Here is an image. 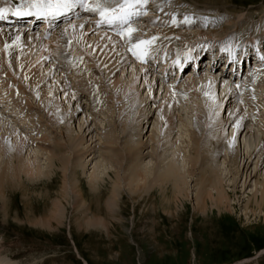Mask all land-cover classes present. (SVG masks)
<instances>
[{"label": "rangeland", "instance_id": "rangeland-1", "mask_svg": "<svg viewBox=\"0 0 264 264\" xmlns=\"http://www.w3.org/2000/svg\"><path fill=\"white\" fill-rule=\"evenodd\" d=\"M2 1L4 2L5 0ZM10 1L11 0H6V3H10ZM15 1L22 2L25 0ZM120 1L123 2V0H119V2ZM145 1H147L145 5L141 2V7L144 6L145 8V6H148L147 9L154 11H147V13H154L152 15L155 16L152 19L142 21V24H137L138 27H136L135 32L140 37H148L146 36L150 35L148 28L157 31L159 26L162 30L171 25L175 26L172 30H176V34H167L163 37L160 34H151L154 35V39H152L154 40V47L156 46L157 50L162 49L165 51V48L167 49V53L165 51L164 55L167 58L170 53L171 55L176 54L170 49V47L173 48V46L181 49L184 47V50L188 52L197 47L206 45L207 42L212 43L214 41L219 43L221 40L224 42L221 43V46L223 45V47L230 52V44L235 45L238 43V40L248 39L249 42L252 43L253 38H264L263 32L262 35L254 33L250 36L241 37L242 39H240L243 33L241 31L236 32L238 31L237 28H233L231 34L225 33V36H220L217 33V36H214L210 33L217 20H221L224 24L230 21L243 22L245 27L252 25L253 28H257L258 24L264 21V0ZM21 6H23V10H25V3ZM133 6L136 7L134 3ZM91 12L86 14L83 18L72 21L69 24L84 22L90 24L87 17L93 19V17H96L95 13H97ZM156 15L160 16L159 21H156ZM176 19L177 22H174ZM246 20L248 22H246ZM189 21H195V24H186V22ZM196 23H201L205 26L203 29L201 28V30L200 26ZM68 26L70 25L65 24L63 27H58V29H61L63 31L62 33H65ZM0 27H2L0 28L1 30L5 26L0 25ZM58 29H55L50 35H46V38L40 37V39L45 38L42 40V43L43 41H48L47 46L41 43V47L38 45L34 47L30 46L31 41H28V39L30 36H36L37 32L27 30L23 35L24 45H16L18 51L15 53L17 57L15 66L20 67H18L17 74L15 73L14 76L9 75L7 72L6 53L3 54V52H5L4 47L6 46V40L0 35V64H2L0 66L4 68L2 71L0 70V102L4 101L0 106V116L5 120L4 124H6H2L0 134H4L5 140L10 144L14 140V137H12L14 134L11 132L12 128H20L21 125L23 129L21 127L18 131H20V134L25 133L27 137L34 134L33 136L37 138L43 134L49 136L51 139L56 138L58 141L66 144L67 141L65 138L67 135L65 132L63 134L62 130H67V128L77 129L78 126L82 124L83 119H86V124L82 128L84 131L83 134L85 135L84 140L82 136L81 138H76L73 134V137L76 138L74 140L75 144L74 146H69L67 142V151L64 153V155H70V149L76 150L75 154L81 153L79 161L80 169L77 170L76 176L79 181L77 185L80 190L81 188L83 190L85 203L83 205L84 201H80L81 198L76 195V191L75 193L71 192L69 199L63 202L65 214L61 225L55 224L51 226L39 222V219L47 216L49 217L54 200L60 198L59 194L60 191L63 190L66 172L64 167L61 169L59 163H57L58 165L55 164V166L50 165L47 159V157L51 155L50 152L41 151L40 153L36 147L31 148V146L26 148L25 150L27 152L24 150V156L26 155V158L33 156L34 153H38L39 160H41V163H44L42 164V169L45 168L44 171L52 170L54 173L49 172L44 175L42 174V177L38 175L37 178L35 175H29L24 172L25 174L23 173L21 177L24 183L16 186L11 182L10 186H4L6 192L4 195L0 194V264H264V213L261 214L259 212L256 203L261 200L260 193L264 187V82L260 83L264 79V76L262 74L251 75L252 77L245 76L237 87V83L230 82L227 78L222 77L223 75L220 73H212L224 79L228 86H222V81L219 88H212V93L209 92L207 93L208 95H205L206 91H202V89L201 92L199 91L200 93H196L198 91L191 92L185 89L182 91L183 88L180 84H183L187 74H183L184 76H182L184 78L182 77L177 84H173V80L170 81L171 78L169 80L170 83H167L166 80L164 82L159 80L161 84L152 87L150 82L159 76V71L164 61L155 68L150 62L140 65L138 61L134 62L133 59L135 58H130V56H128L125 46L117 41L120 46L117 48V45H113L110 48V52H113L114 49L117 48V51H115L117 54L115 53L116 55L113 56L115 60H110L106 64L118 70L120 68L118 62L123 58H130L128 64L119 69V74H117L119 75L118 85L121 91L124 90L126 93L128 92L127 94L129 95L131 93V98H129L131 100L132 97L137 99V103L141 104L140 108L142 112L150 107L151 111H153V107L157 106L156 113L152 115L147 124L143 125L144 128L140 136V141H146V139L150 137L151 130H154L162 139L159 156H164V162L167 164L172 157L171 152L174 150V148H170L172 141L170 135L171 131L168 126V120L172 114V110H175L176 114L180 116L183 115V117L181 116L182 120L186 118L188 124H190L189 130L186 132L187 135H184L185 137H183L180 143V145L182 144L181 154L183 155L180 159V165L183 164L182 167L185 166V169H180L183 171L182 173H185V181H188L186 183L188 185L185 186V188H188H186L187 192H184V195L180 196L179 199H175V180L167 183L165 190L161 188L159 184H153V186L150 184L151 187L147 186L146 191L141 190L142 192H134V194L129 187H126L127 185L125 183L121 186L123 193L119 195V204L117 205L114 204V199L113 202L110 201L113 197L112 192L116 189L115 186H117L116 173L131 178L132 170L142 167V160H136L131 164H127L125 160L122 168L119 167L120 165L114 166L110 170V174L107 175L108 173L104 174L106 165L107 167L109 166V169L112 166L110 167L106 162L103 154L104 150L96 149L97 151L92 154L96 156V159L92 161V155L86 159L82 156V148L85 147L84 143L86 141L92 140L93 145H96L99 141L103 144L104 127L108 121H105V116L95 118L92 114L93 111L90 107L89 97L75 86L79 80L81 81L83 79L82 75L78 74V77H81L77 79V75L74 76L71 72L72 67L70 66H66L65 69L55 68V66L57 67L58 65L55 60L57 50L62 52V49L65 50L66 47L64 44L65 47H62L59 42L61 36L56 34ZM203 30L208 32L209 36L200 35V31ZM87 31L88 29L85 30V33ZM89 32L90 31H88L89 39L97 40V45L95 44V46L100 47L99 51L102 54H104V52L108 54V49L104 48L106 43L103 45L101 40L98 41V39H100L99 37L102 36V34H106V32L108 33V31L105 28H94L91 33ZM248 32L251 33L250 31ZM106 35L112 38L109 34ZM94 37L97 39H94ZM114 39L117 40L116 38ZM247 42L248 41L245 43ZM95 46L93 47L96 48ZM70 47H72V45H68L67 51ZM52 50L55 53H53ZM82 62L83 60H81V63ZM97 63L94 60H89L87 68L89 69V73L91 72L93 77H95V81L98 82L97 84L100 90L107 95H113V93H120L123 95L124 92H121L119 89L111 88L112 82L109 81L108 83H104L103 76L96 72V69L93 71ZM32 67H40V71L37 69L39 73L42 72L45 75L47 72L50 73L47 76H50L49 84L45 86L46 88L43 87L40 90L38 93L40 96L38 94H32L31 89H29V77L31 78L34 76L27 72V70ZM142 67L154 68V73L152 70L151 72L148 71L147 68L145 69L146 72L148 71L147 73L145 72L146 80H141L143 73H141L140 70ZM54 68L55 70H53ZM23 70H26L29 75ZM14 72H16V70ZM217 72L220 71L217 70ZM83 73L85 72L83 71L82 74ZM203 73L206 75L207 72L202 71L200 75L204 76ZM74 74H77V71H75ZM24 75H28L26 79ZM200 75L199 77H201ZM22 76H24V78H22ZM174 80V82H176L178 79L174 78ZM253 83L254 86H252ZM245 84L247 88L244 87ZM126 86L127 89H125ZM197 87L199 88L198 85L196 88ZM242 87H244L243 90ZM250 88H252V90H250ZM172 89L176 90V92ZM239 91L240 95H236ZM194 92L195 94H192ZM75 96L77 97L76 101L74 100ZM40 97H42L41 99H44L43 97H46V99L49 98L45 106L46 109L39 107ZM169 98L170 101H168ZM214 98H216V103L213 102ZM217 99L219 100L217 101ZM113 101L114 100L108 103L109 109H107L110 110L108 112L109 117L115 116L112 112H115L117 106L120 105L119 101H115L117 105L114 104ZM55 102L58 104L61 113L67 110L73 111L70 116H67L65 122L63 121L59 125L60 128L50 124V120L54 118L53 104ZM43 104L44 103H42V105ZM211 104L213 105L211 106ZM221 104L223 106H221ZM14 105L20 106L21 109ZM226 106L227 111L224 113ZM78 108L81 109L79 112ZM234 111L236 115L233 117L232 114H234ZM218 112H223V116H220L222 120L216 118ZM97 119L101 121L98 122ZM176 119H178V117H176ZM198 121L201 123L199 122L200 124H197ZM118 122L119 127L117 124L113 130H115V135L120 138L118 141L120 144L119 146L122 148L127 145V140L129 138L121 137V133L119 132L122 124H120V121ZM8 123H12L14 127ZM89 123L90 125L88 126ZM242 123V128H245L241 133L242 130L240 127ZM95 124L96 126L98 125L99 128H95ZM114 124L115 123L112 122V125ZM198 126L201 127L199 128ZM247 127L252 131L251 140L249 139L250 149H248L249 152H252L250 153L252 154V158L251 156L247 159L246 157H241V161L238 163V156L241 155V149L238 148L239 146L236 143L237 140L243 138L245 132H247ZM238 129L241 131L239 132ZM210 131H213L224 143L222 149L221 146L218 145L219 149H221V154L219 153V156L214 159L212 172L215 175L218 185H222L223 190L229 193L232 204L230 208L219 210L209 201L208 208L202 211L198 210L196 207V193L198 191L197 180H200L202 176L201 173L204 169L201 164H198L197 169L194 168L191 163V157L197 156L195 154H197L196 147L198 142L203 146L204 142L206 143V140H208V137H211ZM235 131H237V133L239 132L236 134V137L234 135ZM193 132L194 134L197 133L196 135H198L200 140L196 138V135L195 140L193 137L194 134H192ZM231 132L233 133L232 139L227 137ZM240 135L241 137H239ZM197 139L199 141H197ZM228 139L231 141L230 143L236 144L233 146V149L227 146ZM100 142L99 145H102ZM193 145L196 151H194ZM166 147L168 149L165 150L164 148ZM35 148L37 152L36 150L33 152ZM203 148L205 149V145ZM176 149L178 150L179 148H175V151H177ZM204 149H202V151H206ZM68 150L70 152H68ZM233 150L235 151L232 152ZM1 151L0 147V153ZM236 152H238V154ZM152 153L153 150L149 147L146 148L143 153H139V156L142 154L146 156L147 154L148 156L145 162L151 161V164L155 163L159 166L161 158L159 159L158 156L157 158L154 154L152 156ZM204 155L203 157L206 158ZM4 157H7L5 153ZM204 158L203 160L205 161ZM245 162L247 164L244 168ZM17 163L18 162L15 161V164ZM93 163H96V167H98V164L102 166H100L101 169L99 168L97 171L98 173L96 172L97 174L101 173V178L103 177L102 179L100 178L101 184H98L100 186L98 191H92L90 188V179L93 180V176H91L94 166ZM1 164L3 165V162L1 163L0 159V166H2ZM190 167L192 168L190 169ZM34 168V170H36V167ZM114 170H116V172ZM187 171H191V177L188 176ZM71 172V170L68 171L67 179L70 181V184L74 185V181L71 179V175H73ZM27 175L29 177H26ZM246 178L247 181L245 184ZM71 180L73 183H71ZM118 187H120V185H118ZM256 191H258L257 197L253 194ZM214 194L216 195L217 193L214 192ZM97 195L100 196V198L98 196L99 199ZM109 204L112 205L114 209H112ZM87 207H90V210H88ZM98 207L102 209L101 214H94L93 212H97L96 210ZM95 215L102 216L105 222L108 223L106 225H104V223L102 224V222L99 225H94L92 223L91 225L89 220L94 219Z\"/></svg>", "mask_w": 264, "mask_h": 264}, {"label": "bare ground", "instance_id": "bare-ground-1", "mask_svg": "<svg viewBox=\"0 0 264 264\" xmlns=\"http://www.w3.org/2000/svg\"><path fill=\"white\" fill-rule=\"evenodd\" d=\"M94 2H95V0H90L89 1V6L91 4H93ZM77 5H78V7H74L72 9V12L74 13L73 16H78L77 14H75L76 12H86L85 10H87L86 7H83L80 4H77ZM132 8H138V7H132ZM78 9H80V10H78ZM8 12L5 13V16L9 15ZM91 13H93V12H91ZM34 16H36V15L17 16V15L14 14V17L17 18V20L25 19V18L32 19V18H34ZM151 16L154 17L155 15H151ZM151 16H149L146 20L152 19V18H150ZM156 16H158V15H156ZM84 20H86V19H84ZM87 20H88V18H87ZM78 22H81V21H78ZM78 22H73V23H78ZM202 22H204V21H202ZM230 22L224 24V23L221 22V20L220 21L217 20V22L213 26V29L211 30L210 33L212 35H214V36H217V34L220 35V36H223L225 33L231 34V30H233V28H237L238 31H236V32L241 31L243 33V34L241 33L242 35L240 36V39H242L241 37H244V36H250L251 34H254V33L262 35V33L264 32V21H262L260 24H258L257 28H253L252 25H250V26L248 25L249 27L248 26L245 27L243 25L244 24L243 22H231V23ZM246 22H248V21L246 20ZM20 23H22V22L20 21ZM187 23H188V25H191V24L194 25L195 21L194 22H190L189 21V22H186V24ZM49 24H50V22H48V20H46L44 22V25H43L42 29H44L47 26H49ZM196 24L200 26V29L201 28L203 29V27L205 26L204 24H201V23H196ZM0 25L1 26H5L3 28L4 30L3 29L0 30V35H2L4 37V39L6 40V46L4 47L5 52H3V51L2 52H3V54L6 53L5 56L7 58V60H6V62H7V64H6L7 65V72H8L9 75H13L14 76L15 73L17 74L18 67H20V66H17V67L15 66V63H16V60H17L16 59L17 57H16L15 53H17V51H18L16 47L19 46V44L24 45V37H23V35L27 32L26 30H30V28L23 27V25H20V27H19V25H17L18 27H16V26L11 27V26H8L6 24H0ZM69 25L70 26H68V28L65 30L66 31L65 33H62L63 31L61 29L60 30L58 29V32L56 31V34H59L61 36V38L59 39L60 44L62 45V47L64 45L66 47L64 46L65 50L62 49V52H60V50H57V52H56L57 56H55L56 57L55 60H56L58 65H57V67L55 66V68H64V66H68V67L69 66L70 67L73 66L74 72L77 71V74H74V76L77 75L76 77L78 79L79 77H81V76L78 77V74H81L82 77H83V79L81 81L80 80L78 81L79 83L75 80L77 82V83L75 82L76 83L75 86L78 88V90L80 89V91L82 93H85L89 97L90 107H91V109L93 111L92 114L95 116V118H100V117H104L105 116V121L106 120L108 121L106 123L105 127H104V136H103L104 142H103V144L99 141L102 145H99V142L96 145H93V141L92 140L86 141L84 143L85 144L84 148H82V145H81V148L83 149L82 156L84 157V159H86L90 155L94 154L98 149H100L102 151L104 150L103 154H104L105 160L110 165V167L112 166L110 169L108 168L109 166L107 167V165H106V168L104 167L105 169L103 168L105 170L104 174L108 173L107 175L110 174V170L114 166H119L120 165L119 167L122 168L123 167V163H124L125 160H126L127 164L134 163L136 160H139V159L142 160L141 161V166L142 167L135 168L134 170H132V173H131L132 177L131 178H127L125 175H120L119 173H116V175H117V179H116L117 186H115L116 189H114V191L112 192L113 197H112V200H110V201L113 202V199H114V204H117V205L119 204V195L123 193L122 189H121L122 188L121 186L123 184H125V183L127 185L126 187H129L130 190L134 194V192L138 193L141 190L142 191H146L147 190V186H150V184H152L151 186H153V184L154 185L159 184L161 186V188H163L165 190V188L167 186V183H170L171 181H174V180H175V182H174L175 184H176V181H177L176 185L173 183L175 188H176V189H174L175 190V192H174L175 199H179L180 196L184 195V192H187V189H188L187 187H186L187 189L185 188V186L188 185V184H186L188 181H185V176H184L185 173H182L183 171L180 169V168L185 169L184 168L185 166L182 167L183 164L180 165V159L183 156L181 154V145L182 144L180 145V143L182 142L183 137H185L184 135H187L186 132H187V130H189V125L190 124H188V121L186 120V118L184 120H182L181 116L183 117V115L180 116L179 114H176L175 110H172V114L170 115L169 120H168V126H169V130L171 131L170 135H171V141H172V144L170 145V148H172V149L174 148V150L171 152V156L172 157H171L170 161L166 164L164 162L165 157L164 156H162V157L159 156L160 148H161L160 146L162 145V139H161V137L159 135H157L156 132H154V130H151L150 137L147 138L146 141H144V142L140 141V136L142 135V131H143V128H144L143 125L147 124V122L151 119L152 115H154L156 113L157 106L153 107L154 108L153 111H151V107H150V108L146 109L144 112H142V110L140 108L141 104L137 103L138 102L137 99H135V97H132V100H131L130 99L131 98V96H130L131 93L129 95V94H127L128 92L126 93V91H124L123 89H122L123 91H121V89H120V87L118 85L119 84L118 83L119 82V78H118L119 75H117V74H119V69H121L126 64H128L129 59L132 56L129 59H128V57L121 59V61L118 62V64H120V68L118 70H116L115 68H113L110 65L106 64L110 60H112V61L115 60L113 56L117 54V52H115V51H117V48H118V46H120V44L124 45V43L127 42L128 45L126 46V43L124 45L125 49L127 47V49H129L130 51L133 52V50H132L133 49V45L137 44L138 41H140V40L146 41V39H145L146 37L145 36L144 37L138 36L135 31L132 33L130 38L127 35H120V34H119L120 36H116V37L112 36V38H111V37H109L106 34H102V36L99 37L100 39H98V41L101 40L103 45L106 43L104 48L108 49V51H109L108 54H105V52H104V54H102L99 51L100 47H96L95 46V44L97 45V42H96L97 40H90L89 37H88V31H90L89 33H91V31L94 30V27H95L94 23L88 24L87 22H84V23L69 24ZM131 27L134 28L132 25H131ZM174 27L175 26L171 25V26H168L166 29L162 30L161 27L159 26L157 31L150 30V28H148L149 29L148 31H149L150 35L159 33L163 37V36H165L167 34H173V33L176 34V32H175L176 30H172ZM0 28H2V27H0ZM87 29H88V31L85 33V30H87ZM134 29L136 30V27ZM248 31H250L251 33H249ZM40 32H42L43 35L45 34L44 37L49 34L48 33L49 31L45 32V31L41 30ZM38 34L40 35L41 33L37 32L36 36H30L29 37L28 41H31V43H30L31 47H34L36 45L40 46V44L42 43V40H44L46 38L45 37L44 39H40V36ZM200 35L209 36L208 32H206L204 30L200 31ZM169 36H172V35H169ZM95 38L96 37H94V39ZM114 38H116L117 40H115ZM26 41H27V39H26ZM47 42L48 41H46V42L43 41L42 44L47 46L48 45ZM252 43L254 44L253 47H255L256 51H257L258 50L257 44L259 43L258 39L253 38ZM68 45H72V47H70L69 50L67 51ZM113 45H117V48H115L113 52H110V48ZM93 46H95L96 48H94ZM238 46H239V43H236L235 45L230 44V47H229L230 49L229 50H230V53H232V54H229L230 58H233V59L237 58V54H238L237 50L240 49V48H238ZM53 50H55V49H53ZM53 50H52V52H53ZM142 50H143L142 45L140 46V48L135 49V51L137 53L142 52ZM225 50H227V49H225ZM234 51L236 53H234ZM126 52H127V50H126ZM248 52L251 53V50H249ZM53 53H55V52H53ZM210 54H211V56H214V53L211 52ZM252 54H255L256 57L257 56L259 57L261 54L262 55L260 57L263 56L262 51L259 52V53L258 52H254ZM216 55H217V60H215L214 63H216V65H217L219 63V60L223 61L225 55H227V54L222 52V54L219 53V54H216ZM233 55H235V56L233 57ZM198 56H200V54H198ZM197 57L195 58V62L196 63L199 62ZM93 58H95V59H93ZM187 58H188V56L185 57L184 59H187ZM230 58H229V60H230ZM81 60H83V62L85 60L86 64L83 63V62L81 63ZM89 60H94V61H96V63L98 62L96 64V66H95L96 68H93V71L96 69L95 71L100 73L103 76L104 83H108L109 81L112 82V87L111 88L112 89H119L121 92H124V94L121 95L120 93H117V94L113 93V95H114L113 96L111 94L107 95L106 93L102 92L100 90L98 84H97L98 82L95 81V77H93V74L91 72L89 73V69L87 68V63L89 62ZM260 60H262V59H260ZM0 61H1V58H0ZM236 61H237V59H236ZM263 61L264 60H262V63H263ZM3 62H4V59H3ZM225 62H226V60H225ZM185 63H187V61H185ZM0 65H2V64H0ZM6 65H5V67H6ZM170 66H171V64L167 63V61H164L162 63V66H161L162 70L159 71V73H160L159 76L154 78L153 81L150 82L152 87H155V86L161 84V82H159V80H161L162 82L165 81L164 78H165L166 74H168V72H170L169 71ZM39 68L40 67H38V68L37 67L36 68L32 67L31 69L29 68V70H27V72L31 73V75L34 76V77H31V78L29 77V83H30L29 89H31L32 94H38L43 87H45V86H47L49 84V77L50 76L49 77H47V76L50 73L47 72L46 75L44 73H42V72L39 73V71H40ZM55 68L53 70H55ZM146 68H148V67H146ZM146 68L142 67L141 70H140L141 73L144 74V76L142 74L141 80L146 78L145 75H146V73L148 71L152 70L153 73H154V68L153 67H151V68L149 67V69H147L148 70L147 72L145 71ZM3 69L4 68H2L0 66V70L2 71ZM15 70H16V72H14ZM83 71L85 73L82 74ZM140 71H139V73H140ZM235 71H236V69H235ZM24 72L27 73L26 70ZM204 72H207L206 75L203 73L204 76L200 75L202 73L201 71H200V73L198 72L199 74H195L196 71H193V74L188 73L186 78H185V80H184V82H183V84H180V85H182V88H183L182 91H184V89H185V90H188V91H191V92L198 91L196 93H200L201 89H202V91L204 90V91H206V93H209V92L212 93L211 89L215 88V87L219 88V85H220V83L222 81H223L222 82V86H225V87L228 86L225 83L226 81H224V79H221L219 76H216V75L210 73V71L208 69L204 70ZM53 73H54V71H53ZM219 73L221 75H223L221 72H219ZM8 74H7V76H8ZM260 74H262L264 76V69L263 68L261 69V67L256 63L255 66L249 67L248 71L243 73L242 76L244 75V77L245 76L250 77L251 75L253 76V75H260ZM28 75H26V76H28ZM175 75H176V73H174L173 77L175 79H177ZM199 75L201 77H199ZM24 76H22V78H24ZM26 76H25V79H26ZM231 76H234V75H231ZM173 77H172L171 80H173V82H174L175 80H174ZM263 82H264V79L260 83H263ZM197 85L199 86V88L200 87L201 88L200 89L198 87L196 88ZM252 86H254V83H253ZM122 87H124V86H122ZM244 87L247 88V85L245 84ZM244 87H242V90H243ZM125 89H127V86H126ZM250 90H252V88H250ZM250 90H249V92H250ZM173 91L176 92V90H173ZM222 91H223V89H222ZM170 94H172V93H170ZM192 94H195V92L192 93ZM44 95H46V94H44ZM236 95H237V93H236ZM41 98L42 97H40V103H39L40 106L39 107L43 108V109H46L45 106L48 103L49 98H47L48 101H47L46 97H43L44 99H41ZM170 98H169L168 101H170ZM76 99H77V97L75 96L74 100L76 101ZM112 100H114L113 101L114 104H116L115 101H119V103H120V105L117 106V110H115V112L111 111L113 113V115H115V116H111L113 118L108 116V112L110 111V110H108L109 109L108 103L110 101H112ZM218 100L219 99H217V101ZM3 102L2 101L0 102V106L3 104ZM213 102L216 103V98L213 99ZM42 103H44V104L42 105ZM205 105H207V104H205ZM212 105L213 104H211V106ZM16 106H18V105H16ZM221 106H223V105L221 104ZM18 107H20V106H18ZM20 109H21V107H20ZM219 109H221V108H219ZM80 110L81 109L78 108V112ZM226 111H227V106H226V109L224 110V113H226ZM53 112H54V115H53L54 118H53V120L49 119L50 120V124H52L54 126H57L58 128H60L59 125L63 121L65 122L67 116L68 115L70 116V114L73 113L72 110L71 111H69V110L62 111V113H61L60 112V108H59V106H58V104L56 102L53 104ZM233 113L234 114H232V115L234 117V115H236V113H235V111ZM237 114H239V113H237ZM221 115L223 116V112L222 113L218 112V115H216V118L218 120H222V118L220 117ZM175 116L178 117V119H176ZM242 117H243V115H242ZM117 118H118V120H117ZM121 119H122V121H121ZM244 119H245V117H244ZM97 120H98V122L101 121L100 119H97ZM97 120H96V123H97ZM4 121L5 120H3L2 117L0 116V128H1L2 124H4ZM118 121H120V124H122V127L120 128V132H119V133H121V137H123V138L128 137L129 138L127 140V145H125L122 148L119 146L120 144H119L118 140L120 138L115 135V133H114L115 130H113L114 127L117 126V124H118V127H119V122ZM94 122H95V120H94ZM112 122H114L115 124L112 125ZM199 122L200 121H198L197 124L201 123V122L200 123ZM90 123L88 124V126L90 125ZM8 124L14 127V125H12V123H8ZM85 124H86V119H83L82 124H80V126H78L77 129H71V128L68 129L67 128V130L66 129L62 130V133L64 134V132H65V134L67 135L65 140L68 142L69 146H72V145L74 146V144H75L74 140L76 138H78V137L81 138V136H82V139L84 140L85 135L83 134L84 131H83L82 128L85 126ZM238 124H240V123H238ZM4 125H6V124H4ZM242 125H243V123L241 124V127H240L242 131L240 129H238L239 132L241 131V133L243 132V129L245 128V127L242 128ZM21 127L23 129V126L20 125V128ZM94 127L95 128H99V126L98 125L96 126V124L94 125ZM20 128H18V127L17 128L14 127V129L12 128L11 132H13V134H14L12 136V137H14L13 138L14 140L10 144H8L7 141L5 140L6 138H5L4 134H0V147H1V150H2L1 153H0V159H1V163L3 162V165L1 164L2 166H0V194L4 195V193L6 192L4 190V186H6V185L10 186L11 182H12V184H15L16 186L24 183L22 178H21L22 174L24 172L26 174H29V175H35V176H37V178H38V175H41V177H42V174L44 175V174H47L49 172L50 173L51 172L54 173L52 170L44 171L45 170L44 167H43L44 169H42V166H43L42 164H44V163H41V160H39L40 158L38 156V153H36V154L34 153L33 156H29V158L28 157L26 158V155L24 156V150L26 148H28L29 146H31V148L32 147H36L38 152H40V153H41V151L50 152L51 153L50 157L49 156L47 157V159L49 160L48 162H50V165L55 166V164L59 163V166L61 167V169H63V167H64L66 173H65L63 190H61L60 194H59L60 198L54 200L53 207L51 208V212L49 214V217L48 216L47 217H43L42 219H39V222H41L43 224H48V225H51V226H53L55 224L56 225H61L62 222H63L64 214H65L64 213L65 212V206L63 205V202L64 201L66 202L69 199V197L71 196V192L75 193V191H76L77 192L76 195H78L81 198L80 201L83 202L85 200L84 197H83L84 193H83L82 188H81V190H82L81 191L79 186L77 185V182H79V181H78V177L76 176L77 170L80 169L79 168L80 167V162L79 161H80V154L81 153H79V154L77 153L78 154L77 155V154H75L76 150L74 151V150L70 149V151H71L70 155H68V156L64 155V153H66V151H67V145H66L67 142L65 144L64 142L58 141L56 138L55 139L54 138L51 139L49 136H46V135H43V134L41 136L37 137V138L35 136H33L34 134L32 135L33 137L32 136H28L27 137L25 133L24 134H20V131H18ZM246 131L247 132H245L243 138L242 139L238 138L239 140H237V143H236L239 146L238 148L241 149V151H240L241 153L240 154L242 155L241 156L239 154L240 156H238V158H239L238 159V163L241 161V157H243V158L246 157V159H247V158H249V156L252 155V154H250L252 152L248 151V149H250L249 148V144H250L249 139L252 137V131L249 129V127H247ZM28 133H29V131H28ZM238 133H237V131L234 132L235 137H236V134H238ZM73 134L76 136V138L73 137L74 136ZM192 134H194V132ZM196 134H194V136H193L194 138H195ZM232 134H233L232 132L229 133L227 135V137L232 139L231 138L233 136ZM95 135H97V134H95ZM148 135H149V133H148ZM196 136H197L196 138L199 139L198 135H196ZM235 137H234V139H235ZM239 137H241V135ZM196 138H195V140H196ZM198 139H197V141L200 140V139L199 140ZM101 141H102V139H101ZM152 141H154V142H152ZM230 142H231L230 140L227 142L228 143L227 146H230V148L233 149V146L236 145V144H233V143H230ZM251 142H254V141H251ZM204 145H205V149L203 148ZM218 145L221 146V149H222V147H224V143L221 140V138L216 136L213 133V131L211 132V137H208V140H206V143L204 142L203 146H201L200 142H198L197 147H196L197 151L195 150V146L193 145L194 146L193 147L194 151L197 152V154H195V155H197V156L196 157H191L192 158V161H191L192 166H194V168L197 169L198 164L199 165L201 164L202 168L204 169V171L201 173L202 176H201L200 180L199 181L197 180L198 191L196 193V200H197L196 201V203H197L196 207H197L198 210L205 211L208 208L209 201H211L213 203V205L216 206L219 210H222L223 208H228V207L230 208L231 204H232L231 201H230L229 193L227 191L223 190V186L222 185H218V183L216 182L215 175L212 172L213 165H214L213 161H214V159L216 157L219 156V153L221 154V149H219ZM149 147L153 150V153L151 154L152 156L154 154V155H156V157L158 156L159 159L161 158L160 159L161 162H160L159 166H157V164H155V163L151 164V161L146 163L145 160L147 159V156H148L147 154H146V156H143V154L139 156V153H143L144 150L146 148H149ZM36 148L34 149L33 152H35ZM175 148H179V149L178 150L176 149L177 151H175ZM164 149L166 150L168 148L166 147ZM202 149H204L206 151H202ZM37 150H36V152H37ZM70 151L68 150V152H70ZM161 151H163V150H161ZM234 151L235 150H233L232 152H234ZM4 153L7 155V157H4ZM236 153L238 154V152H236ZM100 154H102V153H100ZM203 155L206 158H204ZM72 156H73V158H72ZM100 156H103V155H100ZM33 158H34V160H33ZM203 158L205 159V161L203 160ZM251 158H252V156H251ZM81 159H82V157H81ZM94 159H96V156L92 155L91 161L94 160ZM105 160H104V162H105ZM15 161L18 162V163L15 164ZM95 162H97V161H95ZM145 163H146V165H145ZM90 164H92V163H90ZM93 164H94V166H93L92 174L94 173L95 175L91 174V176H93V180L90 179V181H91L90 182V188H91L92 191H94V190L98 191V188H100V186L98 184H101V182H100L101 181L100 180L101 173L97 174L98 173L97 171L99 170V168L101 169L102 166L100 165L101 166L100 167L99 164H98V167H96L97 166L96 163H93ZM246 164L247 163L245 162L244 163V168H245ZM104 165H105V163H104ZM34 167H36V170H34L35 169ZM50 168H51V166H50ZM191 168L192 167H190V169ZM69 170L72 171L71 173L73 175H71V179L74 181V185L70 184V181L67 179V174H68ZM114 171L116 172V170H114ZM114 171H113V173H114ZM193 171H194V169H193ZM187 174H188V176H190L191 175V171L190 172L187 171ZM222 174H223V172H222ZM26 177H29V176L27 175ZM90 178H92V177H90ZM69 179H70V177H69ZM28 180H30V179H28ZM72 180H71V183H73ZM127 181H128V183H127ZM246 181H247V178L245 180V184H246ZM118 185H120V187H118ZM214 192H216L217 194L215 195ZM257 192L258 191L253 193L255 195V197L258 196ZM98 196L99 195H97V198H98ZM260 196H261V200L257 201L256 203L258 205L259 212L262 214V213H264V187L262 188ZM183 197H185V196H183ZM186 197H187V195H186ZM99 198H100V196H99ZM175 199H174V201H175ZM84 203H85V201L83 202V205H84ZM110 204H109V206H111L112 209H114V207L112 205H110ZM89 208L90 207H87L88 210H90ZM93 208H92V210H93ZM101 210L102 209L98 207V209L96 210L97 212L94 211L93 213L94 214H99V213L101 214ZM101 222H102V224L104 223V225H106L108 223V222H105V219L102 216H98V215H95L94 219L89 220V223H91V225H92V223L94 225L95 224L99 225Z\"/></svg>", "mask_w": 264, "mask_h": 264}, {"label": "snow or ice", "instance_id": "snow-or-ice-1", "mask_svg": "<svg viewBox=\"0 0 264 264\" xmlns=\"http://www.w3.org/2000/svg\"><path fill=\"white\" fill-rule=\"evenodd\" d=\"M137 2H139V0H137ZM77 4L87 6L88 11L98 12L101 17L100 23L121 25V35H127L130 38L132 33L136 31L129 23L133 15V13L129 11V9L133 7L132 0H123V2H119V0H95L90 6L88 5V0H25V10H21V8L17 7L14 14L17 16H58L64 12L70 11ZM8 11V8H0V19H5V13ZM149 43H151V41H138L137 44L133 45V54L139 55L135 49ZM205 95L208 94L205 93Z\"/></svg>", "mask_w": 264, "mask_h": 264}]
</instances>
